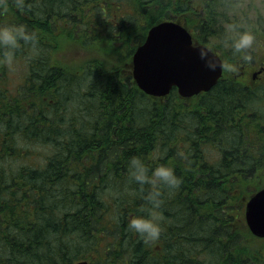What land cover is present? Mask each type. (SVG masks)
<instances>
[{"label":"trees","instance_id":"obj_1","mask_svg":"<svg viewBox=\"0 0 264 264\" xmlns=\"http://www.w3.org/2000/svg\"><path fill=\"white\" fill-rule=\"evenodd\" d=\"M239 1L0 2V26L38 36L35 48L20 42L11 65L0 48V264H264L247 242L264 239L243 221L263 183L264 90L224 67L208 92L154 98L124 67L163 21L224 64L249 60L252 50L230 46L236 23L225 11ZM133 157L150 177L173 168L179 185L135 181ZM154 191L162 203L153 210ZM150 210L160 217L156 240L128 227Z\"/></svg>","mask_w":264,"mask_h":264},{"label":"water","instance_id":"obj_2","mask_svg":"<svg viewBox=\"0 0 264 264\" xmlns=\"http://www.w3.org/2000/svg\"><path fill=\"white\" fill-rule=\"evenodd\" d=\"M202 50L216 61L215 70L208 68L201 58ZM131 59L134 83L154 98L167 96L173 88L182 98H191L208 92L223 74L222 58L204 44H193L191 33L175 21L152 26ZM256 76L254 73L253 78ZM244 219L249 232L264 239V187L247 200Z\"/></svg>","mask_w":264,"mask_h":264},{"label":"clouds","instance_id":"obj_3","mask_svg":"<svg viewBox=\"0 0 264 264\" xmlns=\"http://www.w3.org/2000/svg\"><path fill=\"white\" fill-rule=\"evenodd\" d=\"M254 40L255 36L251 31L239 32L237 36L231 37L230 46L234 54L243 53L245 50L252 48ZM21 41L26 44L30 42L35 48L38 43V36L35 32H28L23 25L0 26V48L3 49L4 63L9 65L14 63L15 49L20 46ZM200 55L205 60L207 67L215 70L217 67L216 61L209 58V54L203 50ZM221 66L230 72L239 71V66L236 64L228 63ZM129 169L132 179L141 184L153 183L176 187L180 183V178L175 174L174 169L163 164L154 168L150 177L144 163L139 158L133 157L129 163ZM159 197L160 193L158 191H154L148 196L153 210L158 209L162 203ZM153 210H150L147 216L135 215L128 222V227L146 240H156L162 232L159 223L160 217Z\"/></svg>","mask_w":264,"mask_h":264},{"label":"rangeland","instance_id":"obj_4","mask_svg":"<svg viewBox=\"0 0 264 264\" xmlns=\"http://www.w3.org/2000/svg\"><path fill=\"white\" fill-rule=\"evenodd\" d=\"M227 9L228 10L225 11V16L229 20L228 22L236 23L231 30V32L234 31V36H237L239 32L251 31L255 36V40L252 48H250V50L253 51V56H249V60L245 58L238 59L236 57L235 61L226 59L227 61H225V64L231 63L239 66L238 72H230L226 70V77L240 78L239 80H241L242 83L251 87L252 90L258 91L260 93L259 90H264V73L259 74L257 79L253 78V75L258 71L259 66H264V0H240L233 10H230L228 7ZM223 27L227 29L229 28L227 24L223 25ZM252 27L254 28L250 30ZM194 43L199 44L197 42ZM124 67L126 69H131V57L127 60ZM260 96L264 97V92ZM256 109H260V111L264 113V98L261 100L260 106H257ZM258 175L259 179L263 182H261L262 184L259 182L260 185H258V188L261 189L264 186V171H261ZM244 226L247 228L245 221ZM247 242L251 245L250 251L264 256V241L247 240Z\"/></svg>","mask_w":264,"mask_h":264},{"label":"flooded vegetation","instance_id":"obj_5","mask_svg":"<svg viewBox=\"0 0 264 264\" xmlns=\"http://www.w3.org/2000/svg\"><path fill=\"white\" fill-rule=\"evenodd\" d=\"M193 43H194V41H193ZM194 44H195V43H194ZM256 73H257V76H258L259 74L264 73V66H259L258 71H257ZM256 79H257V77H256Z\"/></svg>","mask_w":264,"mask_h":264},{"label":"bare ground","instance_id":"obj_6","mask_svg":"<svg viewBox=\"0 0 264 264\" xmlns=\"http://www.w3.org/2000/svg\"><path fill=\"white\" fill-rule=\"evenodd\" d=\"M176 90V89H175Z\"/></svg>","mask_w":264,"mask_h":264}]
</instances>
